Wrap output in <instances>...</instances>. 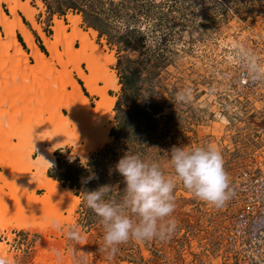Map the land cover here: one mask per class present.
Masks as SVG:
<instances>
[{
	"label": "rangeland",
	"instance_id": "374dc122",
	"mask_svg": "<svg viewBox=\"0 0 264 264\" xmlns=\"http://www.w3.org/2000/svg\"><path fill=\"white\" fill-rule=\"evenodd\" d=\"M65 1L22 0L37 7L36 19L44 22L42 27L50 40H54L52 27L56 16L69 25L68 16L80 15L79 26L86 32L95 31L96 43L115 56L116 64L109 68L118 78L119 89H108L109 95L116 97L113 107L115 124L110 129L108 143L103 145L97 138L88 140L75 136L76 132H72L77 130L82 119L80 113L75 114L78 124H63L57 117L59 97L45 93L56 85L71 93L73 88L67 86V77L55 76V82L46 72L24 71L15 54L6 57L2 50L0 158L9 162L0 165V250H4L0 255L9 264H233L220 251L226 220L219 207L196 198L179 181L174 190L175 232L165 239L138 241L130 238L112 253L104 246L102 219L86 205L76 189L70 188L74 197L79 199L77 205L59 201L46 205L39 203L47 191L39 187L38 172H31L28 168L36 164L41 155V145L47 151L51 147L49 139L66 132L80 140L88 156L85 159L78 155L72 157L74 148L65 147L54 151L60 160L78 157L87 163L99 151H107L100 165L105 173L104 179L95 187H112L105 200L123 202L125 184L115 165L125 154L157 162L166 176L175 175L166 155L174 145L218 149L224 169L231 178L244 162L252 143L248 135H231L232 131L224 129V121L213 115L214 110L221 108L224 113L231 110H226V104H220L222 101L218 96L220 79L214 71L221 65L209 64L195 54V48L199 46L208 53L217 51V47L227 41L250 43L251 39L257 40L258 47H264V0H73L77 9L66 8ZM1 5L12 17L8 6L5 3ZM40 12H44L42 17ZM19 14L23 21L29 22L21 11ZM89 22H94L103 34L90 28ZM0 32L5 38L1 26ZM67 32L68 38H73L70 29ZM19 33L18 40L24 42ZM42 40L38 34L36 44L50 57ZM68 44L59 45L67 69L95 107L97 96L88 92L84 81L74 70V64H80L90 74L87 64L83 56L69 58ZM73 46L80 50V41L76 40ZM30 62L31 65L36 64V60L31 58ZM57 68L63 71L61 64ZM130 68L139 70L132 89L124 83V75ZM97 84L104 87L101 81ZM59 91L63 93V90ZM132 100L137 107L128 113ZM15 108L19 113L13 112ZM60 110L65 118L71 115L63 107ZM37 132L41 133L40 136ZM35 144L38 146H33ZM10 218H16L18 222L8 221ZM54 223L60 227H54ZM17 224L30 226L32 230H17ZM7 227L11 230H5ZM37 229L43 230L44 234ZM69 230L77 231L79 239L69 238Z\"/></svg>",
	"mask_w": 264,
	"mask_h": 264
},
{
	"label": "bare ground",
	"instance_id": "6f19581e",
	"mask_svg": "<svg viewBox=\"0 0 264 264\" xmlns=\"http://www.w3.org/2000/svg\"><path fill=\"white\" fill-rule=\"evenodd\" d=\"M2 3H5L8 6V9L11 12L12 17L8 16L5 13L1 5ZM40 7L43 9L42 1L40 2ZM19 11H21V13H23V15L26 17L27 21H29L35 27V30L39 33L40 37L43 39L46 47L48 48V52L51 54L50 57H48L45 53H43L39 48V46L36 44L31 30L21 20ZM36 12H37L36 8L32 7L29 3H23L22 0H0V26L4 29L6 35L4 38L2 37V34L0 32V60L1 57L4 58L3 55L1 56L3 50V54L6 57L14 56L13 54H15V56H17L18 58L16 60L17 63H21L23 65V67L21 65L20 66L23 68L24 71L29 70L32 73H35V71L36 72L39 71L43 73L46 72L47 75H50L52 77V81L55 82H57L55 76L60 75L67 77L68 80L67 86H71L73 88L71 93H67L65 87L64 89H60L58 85H56V87L59 88L58 90L56 87L54 88L52 87L51 89L45 90L46 95H54V97L57 96V98L59 97L58 99L59 105L57 108L59 110V112L57 113L58 119L61 120L63 124L70 125L74 123L75 125V123L77 122L76 119L77 116L75 117V114L79 112L80 115L82 116V119L79 116L80 122L79 124L76 123L78 124L77 130L76 129H75L76 131L73 130L74 132L72 133L74 134L76 132L75 136H80L81 138L88 140L97 138L100 139L101 141L100 145L105 144L110 138L109 137L110 129L112 128L113 124H115L113 107L116 101V97H111L109 95L108 89L109 88L115 90L119 89L118 78L115 75L114 71L110 70L109 68L111 64L112 65L116 64L115 56L113 54H109L105 52L106 51L105 48H103L101 45L96 43L95 37L97 33L95 31L90 30L89 32H86L79 26L81 20L80 15L71 14L70 16H68L69 25H66L63 22V20L59 19L56 16L54 22L55 24L52 27V30L54 31V35H53L54 40L52 41L43 32L41 26L37 24L35 20ZM67 29H70V31L72 32L73 38L71 39L68 38ZM17 32H20L21 36L24 38L25 43L27 44L28 49L31 51V53H28L21 46V43L17 38ZM76 40L80 41L81 43V49L78 51L75 50V47L73 46ZM65 43L66 44L69 43L67 46L68 49L67 52L70 55L69 58L73 59L76 58V56L77 57L83 56V60L87 64V69L90 72V74H87L86 71L80 67V64H74V70L77 72V75L84 81L85 87L88 90V92L92 95L97 96L95 107L91 105L89 99L84 94L81 86L73 78L71 71L67 69V65L65 64V60L59 48V45L63 46ZM30 58L36 60L35 65H31ZM58 64H61L63 66L62 72L59 71V69L57 68ZM52 73L55 74L52 75ZM17 74L19 73L17 72ZM100 81L104 83V87L98 86L97 83ZM59 90H63L62 92L64 93V96L60 95L61 92ZM63 93L61 94L63 95ZM2 107L5 108L3 105ZM61 107L68 110L71 113V115L69 117L67 116L66 118L63 117L60 110ZM17 109L15 108L13 111L15 114L19 113ZM222 120L224 121L225 118H223ZM55 130L53 131L56 133ZM38 133L39 132H37L36 134ZM40 134L38 135L40 136ZM49 141L51 143V144L49 143L51 147L48 148L47 151L43 149V147L41 148L42 145L40 146L38 143V145L40 146L39 152H41V155L38 157L37 162L35 161L36 164L28 168L31 172L33 171L38 172L37 175L39 176L38 178L40 179L39 187L47 191L46 197L40 202L39 201L38 202L46 205L51 202L59 201L62 204L69 203V204L77 205L79 199L77 200L74 197L72 190L70 188L63 187L59 181H56L55 179L51 178L46 173L47 169L49 168V165L46 164L43 159H45L48 162H51L52 165L56 164V155L54 151L57 149H64L65 147L74 148V151H72L73 152L72 157L78 155L79 157L85 159L88 156V152L81 147L80 140L77 141L71 133H66V132L58 133L54 135L51 138V140L49 139ZM33 146L37 147L36 144ZM24 156L23 159L25 162H27L28 161L27 156H25L26 159L24 158ZM41 157L43 159H41ZM7 161L8 160L7 159L5 160V158L4 160L0 158V165H2V163L4 162L7 164L9 162ZM8 221L10 222L14 221L17 223L18 219L10 218L8 219ZM17 225H18L16 227L17 230H28V231L32 230L30 226H22L19 224ZM5 230H11V227H7ZM37 230L39 233L44 234L43 230L41 229H37ZM1 251L2 250H0V252Z\"/></svg>",
	"mask_w": 264,
	"mask_h": 264
},
{
	"label": "built area",
	"instance_id": "2783aa9c",
	"mask_svg": "<svg viewBox=\"0 0 264 264\" xmlns=\"http://www.w3.org/2000/svg\"><path fill=\"white\" fill-rule=\"evenodd\" d=\"M249 42L227 41L208 53L195 48L209 64L221 65L214 71L220 79L218 96L231 110L213 115L227 120L224 129L231 135H248L252 143L229 178L230 198L219 207L226 220L220 251L233 264H264V47Z\"/></svg>",
	"mask_w": 264,
	"mask_h": 264
},
{
	"label": "clouds",
	"instance_id": "9594fccd",
	"mask_svg": "<svg viewBox=\"0 0 264 264\" xmlns=\"http://www.w3.org/2000/svg\"><path fill=\"white\" fill-rule=\"evenodd\" d=\"M166 155L175 175L166 176L157 162L145 161L139 155L125 154L118 160L115 170L125 184L121 203L105 200L106 194L112 191L110 185L82 193L86 205L102 219L104 246L112 253L130 238L138 241L165 239L175 232L177 222L173 213L177 181L196 198L216 207L230 198L229 176L218 149L174 145ZM43 160L50 168L53 166ZM53 226L60 227L58 223ZM67 235L79 239L77 231L69 230ZM0 264H9V261L0 255Z\"/></svg>",
	"mask_w": 264,
	"mask_h": 264
},
{
	"label": "trees",
	"instance_id": "16d2710c",
	"mask_svg": "<svg viewBox=\"0 0 264 264\" xmlns=\"http://www.w3.org/2000/svg\"><path fill=\"white\" fill-rule=\"evenodd\" d=\"M65 3L66 8H78L76 2L73 0H66ZM57 11L63 13L60 9ZM89 26L96 31L98 30L101 35L103 34L101 29L94 22H89ZM123 47H126V44H123ZM131 63L136 64L137 62L132 61ZM137 77H139V70L137 68H130L127 74L124 75V83L127 88H134V82ZM136 107L137 104L132 100V106L128 113H131ZM112 134H115V130L112 131ZM106 152V150L99 151L96 156L87 163H83L78 157L73 160L64 159V161L56 157L57 165L52 171L48 172V175L56 181L62 182L65 187L76 189L77 194L83 199L82 193L84 191L95 190L98 181L104 179L105 173L100 168V165L104 162L101 158Z\"/></svg>",
	"mask_w": 264,
	"mask_h": 264
},
{
	"label": "crops",
	"instance_id": "0c3cea01",
	"mask_svg": "<svg viewBox=\"0 0 264 264\" xmlns=\"http://www.w3.org/2000/svg\"><path fill=\"white\" fill-rule=\"evenodd\" d=\"M7 8V7H6ZM37 8V7H36ZM41 13V17L44 15V12H40ZM21 17V16H20ZM36 17L37 16H35V20H36V22L41 26V28H42V30H43V27H42V25H44V22L43 21H38L37 19H36ZM22 19V18H21ZM26 19V18H25ZM22 21H23V19H22ZM23 23L31 30V32H32V34H33V36H34V38L36 39H38V32L35 30V29H33L34 28V26L30 23V22H26V21H23ZM32 25V26H31ZM33 27V28H32ZM89 27H91V26H89ZM90 29V28H89ZM43 32L45 33V31L43 30ZM19 33V32H18ZM20 34V33H19ZM46 34V33H45ZM40 36V35H39ZM23 38V37H22ZM41 38V37H40ZM42 39V38H41ZM23 41H24V39H23ZM43 41V40H42ZM19 42L21 43V46L24 48V46H25V41L24 42H22V40L20 41L19 40ZM36 42V41H35ZM25 43V44H24ZM43 45H44V43H43ZM27 52H29L28 51V48H27V45H26V48H24ZM68 158H70V156H67ZM56 165H57V159H56V164H54L51 168L49 167L48 169H47V171H46V173L48 174V172L49 171H52L55 167H56ZM70 188V187H69Z\"/></svg>",
	"mask_w": 264,
	"mask_h": 264
}]
</instances>
